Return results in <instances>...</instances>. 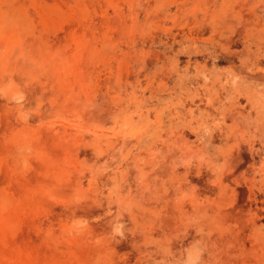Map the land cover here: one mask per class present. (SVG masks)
Wrapping results in <instances>:
<instances>
[{"label": "rangeland", "instance_id": "374dc122", "mask_svg": "<svg viewBox=\"0 0 264 264\" xmlns=\"http://www.w3.org/2000/svg\"><path fill=\"white\" fill-rule=\"evenodd\" d=\"M0 264H264V0H0Z\"/></svg>", "mask_w": 264, "mask_h": 264}]
</instances>
